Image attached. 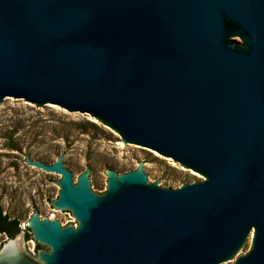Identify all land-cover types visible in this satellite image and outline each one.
<instances>
[{
  "label": "water",
  "instance_id": "obj_1",
  "mask_svg": "<svg viewBox=\"0 0 264 264\" xmlns=\"http://www.w3.org/2000/svg\"><path fill=\"white\" fill-rule=\"evenodd\" d=\"M10 101L94 117L206 180L159 186L98 149L81 176L27 158L78 227L36 211L48 251L30 257L21 231L0 264H264V0H0Z\"/></svg>",
  "mask_w": 264,
  "mask_h": 264
},
{
  "label": "rangeland",
  "instance_id": "obj_2",
  "mask_svg": "<svg viewBox=\"0 0 264 264\" xmlns=\"http://www.w3.org/2000/svg\"><path fill=\"white\" fill-rule=\"evenodd\" d=\"M97 149L102 160L113 158L124 173L136 170L141 163L145 171L148 164L159 186L178 189L206 180L155 151L127 148L116 132L94 117L61 107L46 112L26 101H10L0 112L2 214L23 228L36 211L41 215L42 210L44 217L68 223L69 213L52 210L49 205L59 197L57 181L61 178L28 165L26 159L51 165L63 156V163L68 162L81 176L87 170L90 174L95 171Z\"/></svg>",
  "mask_w": 264,
  "mask_h": 264
},
{
  "label": "flooded vegetation",
  "instance_id": "obj_3",
  "mask_svg": "<svg viewBox=\"0 0 264 264\" xmlns=\"http://www.w3.org/2000/svg\"><path fill=\"white\" fill-rule=\"evenodd\" d=\"M50 207L52 210H55L51 204L49 203ZM63 212V211H61ZM68 213V212H66ZM47 217V216H45ZM31 218V217H30ZM29 218V219H30ZM43 217H40L39 215V219L42 220ZM49 220H51L53 217H48ZM55 218V217H54ZM70 221L66 224H63L59 219H57L60 223H61V227H67L68 225H73V227L76 229L78 227V223L76 221L75 218L70 217ZM29 221V220H28ZM27 221V222H28ZM21 225H19V223L14 220V219H5V216H0V251L11 241H14L17 237V235L23 231L24 232V236H23V240H24V247H25V252L32 257L33 259H38V255H39V251L40 250H45L43 248V246L48 249L47 246L45 245H40L38 242H36L34 240L33 234H32V230H30L27 225H25V227H20ZM32 239V240H30Z\"/></svg>",
  "mask_w": 264,
  "mask_h": 264
},
{
  "label": "trees",
  "instance_id": "obj_4",
  "mask_svg": "<svg viewBox=\"0 0 264 264\" xmlns=\"http://www.w3.org/2000/svg\"><path fill=\"white\" fill-rule=\"evenodd\" d=\"M0 216H3V214H2V211L0 210ZM5 219H7V217L5 216Z\"/></svg>",
  "mask_w": 264,
  "mask_h": 264
},
{
  "label": "built area",
  "instance_id": "obj_5",
  "mask_svg": "<svg viewBox=\"0 0 264 264\" xmlns=\"http://www.w3.org/2000/svg\"><path fill=\"white\" fill-rule=\"evenodd\" d=\"M71 215V213H69Z\"/></svg>",
  "mask_w": 264,
  "mask_h": 264
}]
</instances>
